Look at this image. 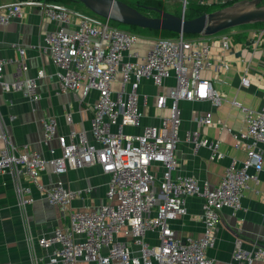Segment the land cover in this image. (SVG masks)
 <instances>
[{"label":"built area","instance_id":"1","mask_svg":"<svg viewBox=\"0 0 264 264\" xmlns=\"http://www.w3.org/2000/svg\"><path fill=\"white\" fill-rule=\"evenodd\" d=\"M178 1L182 4L181 16L185 18L190 0ZM230 1L198 2L213 6ZM28 8L38 9L42 16L58 24L44 34L43 41L59 68L55 77L60 91L77 93L82 100L96 95L89 133L76 129L60 133L55 116L43 120L44 143L54 139L59 143V148L49 149V158L30 150L28 145L22 149L15 145L2 126L0 114V139L6 143L0 149V173L16 178L17 193L24 205L34 199L35 187L51 205L59 206L64 215L63 226L37 239L46 255H37L35 264H216L207 251L214 244L221 211L241 210L249 182H260L264 162L261 147L264 107L255 110L236 99L233 101L243 111L247 125L246 133L240 136L235 133L240 140L235 147L241 148L243 143L246 158L241 162L235 160L219 185L211 187L209 182L193 175L173 176L178 165L175 150L182 124L179 102L210 100L214 107L221 104L224 93L202 73L217 67L212 52L215 42L222 51H230L243 32L159 37L140 58L139 52L132 50L139 41L137 33L111 25L109 18L61 2L18 0L0 4V26L10 24ZM259 42L261 38L254 44V30L248 29L246 46L254 49ZM26 52L20 48L17 77L13 82L3 81L7 61L0 57V83L5 91L22 90L30 100L36 101L42 97L38 91L39 79L47 73L41 68L36 75L21 78L30 69ZM248 74L246 70L241 79L244 86L251 83ZM169 79H174L169 91L156 97V107L168 108V116L161 117L158 124L144 125L140 94L143 81L165 85ZM195 120L201 126L228 128L227 124L214 121L212 111L197 115ZM140 128L142 131H138ZM192 137L196 148L213 149V159L225 157L219 149V139L202 136L198 130ZM48 163L56 174L100 165L109 176L105 202L99 209L74 208L73 201L86 192L72 189L63 181L47 186L42 175ZM190 197L202 199V236H180L171 224L172 220L188 214ZM255 261L264 262V246L257 244L248 250L238 239L230 264Z\"/></svg>","mask_w":264,"mask_h":264},{"label":"crops","instance_id":"2","mask_svg":"<svg viewBox=\"0 0 264 264\" xmlns=\"http://www.w3.org/2000/svg\"><path fill=\"white\" fill-rule=\"evenodd\" d=\"M16 1L18 0H0V4ZM68 5L76 7L74 2ZM57 25L42 16L38 9L28 8L10 24L0 26V57L7 61L3 81L13 82L17 77L20 48L27 50L26 61L30 66L29 71L23 73L21 78L36 75L37 70L41 68L47 73L46 77L39 79L38 91L42 97L36 101L30 100L22 90L5 91L0 83L2 126L15 145L21 149L22 146L28 145L30 150L41 152L48 158L51 157L49 149L59 148V143L57 139L48 144L44 143L43 120L55 116L59 122L60 133L67 134L72 129L86 130L89 133L93 116V97L96 96L93 94L87 100H82L77 93L60 91L59 82L55 77L59 68L53 63L43 41L44 34L55 29ZM66 29L71 30L70 26ZM247 31L245 27L236 31L243 32V35L237 36L230 51H222L219 43L215 42L212 52L217 59V67L202 73L205 78L212 79L216 87L224 93L225 98L221 104L214 107L210 100L179 102L182 124L180 140L175 150L178 165L173 171V176L193 175L201 181L209 182L211 187H216L235 160L241 162L246 158L243 143L241 148H236L235 144L240 141L236 134L240 136L246 133L247 125L243 111L233 101L236 99L255 110L264 107V27L254 29V44L261 38V42L257 46L254 45V49L245 44ZM150 45L145 48V45L137 42L132 50L138 51L139 57L142 58L150 50ZM246 70L249 71L248 77L251 81L249 86H244L241 82ZM173 84L174 79L167 80L165 85H156L152 80L143 81L140 94L141 107L145 113L144 125L158 124L161 117L168 116V108L156 107V97L157 94L168 92ZM207 111L213 112L215 122L227 124L232 131L228 128L199 125L195 120L196 116ZM196 130L212 140L219 139V149L225 157L213 159L212 148H196L192 137ZM5 144V141L0 139V149ZM261 147L264 151V142ZM59 181H63L72 189L86 192L73 201L74 208L99 209L106 200L109 176L98 164L56 174L51 163H48L42 175V182L51 186ZM249 185L243 194L241 210L224 208L221 211V221L216 229L214 244L207 251L216 264L232 262L238 239L243 241V246L248 250L257 244L264 246V162L260 182L251 180ZM33 195L31 203L24 205L17 193L16 178L9 173H0V264H35L37 255H46V251L38 245L37 239L50 234L65 223L63 211L59 206L51 205L35 187ZM187 206L188 214L172 220V227L180 236H202V199L190 197ZM253 264L264 262L255 261Z\"/></svg>","mask_w":264,"mask_h":264},{"label":"water","instance_id":"3","mask_svg":"<svg viewBox=\"0 0 264 264\" xmlns=\"http://www.w3.org/2000/svg\"><path fill=\"white\" fill-rule=\"evenodd\" d=\"M93 13L120 24L152 30L211 36L247 24L264 23L262 0H241L234 4L186 19L164 10L159 17L148 16L123 0H77Z\"/></svg>","mask_w":264,"mask_h":264},{"label":"trees","instance_id":"4","mask_svg":"<svg viewBox=\"0 0 264 264\" xmlns=\"http://www.w3.org/2000/svg\"><path fill=\"white\" fill-rule=\"evenodd\" d=\"M50 1H55V2H61V3H65V4H70V3H80L83 4L80 1L77 0H50ZM124 1V0H123ZM239 0H232L226 4L223 5H213V6H209V5H205V4H200L198 1L197 2H191L189 1L188 3V7H187V12H186V19H192L195 17H198L204 13H208V12H212L214 11L216 8L215 6H219L220 8H223L225 6L234 4L235 2H237ZM125 2V1H124ZM128 4H130L131 6L137 8L139 11H141L142 13L148 15V16H153V17H159L161 14L159 13V9L160 10H164V11H168L166 6L167 3L163 0H135L133 3L127 2ZM84 5V4H83ZM86 7V6H85ZM87 8V7H86ZM88 13L91 14H95L93 13L90 9H88ZM87 12V11H86ZM169 12V11H168ZM172 13V12H170ZM177 16H181V13H173ZM97 15V14H95ZM118 23V22H116ZM120 24V23H118ZM261 23H255V24H247V25H242L244 27H250V26H254V25H258ZM264 25V23H262ZM134 31L140 29L141 27H137V26H130ZM150 32H152L153 34L159 35L163 38H173L178 36V33L172 32V31H165V30H152V29H147ZM189 37H195V36H199L200 34H186ZM243 35V34H241ZM240 36V35H239Z\"/></svg>","mask_w":264,"mask_h":264},{"label":"rangeland","instance_id":"5","mask_svg":"<svg viewBox=\"0 0 264 264\" xmlns=\"http://www.w3.org/2000/svg\"><path fill=\"white\" fill-rule=\"evenodd\" d=\"M126 3L127 2H130V3H133L135 0H124ZM191 2H197L199 0H190ZM241 1V0H239ZM167 3V10L169 12H172V13H181V9H182V4L178 1V0H169ZM75 8H78V9H81L82 11H87V8L85 7V5L83 4H80V3H76V7ZM215 10L219 9L220 7L219 6H215ZM111 25H114L122 30H125V31H129V32H134V33H137L138 36H139V43L140 44H143L145 45V48H147L150 44L149 43H152L150 45V49L153 45V42L161 37L159 35H156V34H153L152 32H150L149 30H147L146 28H140L136 31H134L129 25H125V24H118L116 23L115 21L111 20ZM244 26H237V27H233V28H230V29H227V30H224V31H227V32H230V33H233L235 31H237L238 29L242 28ZM262 27H264V25L261 23V24H258V25H254V26H250V27H245L246 29H261Z\"/></svg>","mask_w":264,"mask_h":264}]
</instances>
